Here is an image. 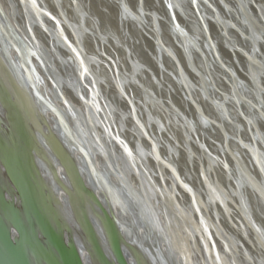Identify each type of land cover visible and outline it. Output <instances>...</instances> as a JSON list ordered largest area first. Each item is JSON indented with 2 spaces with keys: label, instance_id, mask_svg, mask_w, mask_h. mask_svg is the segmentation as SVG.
Listing matches in <instances>:
<instances>
[{
  "label": "water",
  "instance_id": "water-1",
  "mask_svg": "<svg viewBox=\"0 0 264 264\" xmlns=\"http://www.w3.org/2000/svg\"><path fill=\"white\" fill-rule=\"evenodd\" d=\"M46 1L63 22L45 0H7V6L0 0V63L29 98L33 114L25 120L43 155L33 150L37 174L66 222L50 227L32 219L0 152L6 186L0 264H102L74 216L76 183L86 193L103 264H264V0ZM91 1L99 22L92 18L89 28L85 6ZM180 14L192 18L182 24ZM117 30L121 39L110 33ZM82 35L94 54L79 48ZM67 71L70 78L63 76ZM146 100L155 109L146 108ZM9 112L0 95L5 140L16 137ZM161 119L168 122V142ZM99 128L108 147L97 139ZM158 173L175 184L189 214L180 224L191 234L194 260L160 225V212L170 228L180 220L177 204H162L159 212L153 201L162 191ZM133 177L138 189L130 186ZM204 179L218 184L223 196L201 189L200 197ZM9 207L22 211L24 220H11ZM107 223L118 233L116 244Z\"/></svg>",
  "mask_w": 264,
  "mask_h": 264
},
{
  "label": "rangeland",
  "instance_id": "rangeland-1",
  "mask_svg": "<svg viewBox=\"0 0 264 264\" xmlns=\"http://www.w3.org/2000/svg\"><path fill=\"white\" fill-rule=\"evenodd\" d=\"M17 79V78H16ZM15 79L8 73L2 63H0V95L6 102L9 108V121L8 123L13 126L16 137L8 138L5 140L0 137V152L6 157L8 165L11 167L12 174L10 178L13 180L17 187L20 197L23 202L29 207V212L32 214V219L39 222L47 223L51 226L52 222L63 223L66 222L65 217L55 207L54 203L49 199L48 188L43 180L38 177L36 162L33 156V150L42 155L40 148L34 139L33 133L30 130L25 116L33 114V108L30 104L29 98L24 94L22 87H20L19 80ZM11 89L15 94L10 93ZM35 122L34 115L31 116ZM0 124H3V122ZM43 156V155H42ZM45 158V157H44ZM48 161V160H46ZM3 179L0 177V227L4 219V198L2 195ZM76 193L74 201V216L76 221L80 223L85 229L86 234L90 235L92 242L99 253V259L104 263L100 246L94 234L91 232L88 224V214L85 206L86 193L81 186L76 183ZM23 203V204H24ZM10 208V207H9ZM7 212V211H6ZM9 218L13 221L24 220L26 215L14 207L9 209ZM106 221L108 218L103 215ZM109 234L112 237L113 243H118V233L115 227L107 223Z\"/></svg>",
  "mask_w": 264,
  "mask_h": 264
},
{
  "label": "bare ground",
  "instance_id": "bare-ground-1",
  "mask_svg": "<svg viewBox=\"0 0 264 264\" xmlns=\"http://www.w3.org/2000/svg\"><path fill=\"white\" fill-rule=\"evenodd\" d=\"M79 2H81V1H83L84 2V0H78ZM1 2H2V4L4 5H6V2H7V0H1ZM70 2V1H69ZM45 3H46V5L49 7V9L52 11V13H54V14H56V16H58V13L56 12L57 11V9L55 8H53L52 6H51V4L49 3V1H46L45 0ZM85 5V4H84ZM7 6V5H6ZM262 6V5H261ZM68 8H69V3L67 2V1H65L64 2V4H63V9L69 14V16H72V12L69 10L68 11ZM85 8L87 9V13L90 15V17L88 18V20H87V22H86V25L90 28V27H93V24H95L93 21H92V18L97 22V20H98V22H99V14H98V10L93 6V2L91 1L90 2V4L89 3H86V6H85ZM70 9V8H69ZM68 16V17H69ZM87 18V17H86ZM192 17L189 15V14H180V22L182 23V24H185V22L186 21H188L189 19H191ZM57 19H59V21L61 20L62 22H63V19H62V17H60V16H58V18ZM117 33H114V32H112V31H110V33H112L113 34V36H115V37H118L119 39H121V33H120V31L119 30H117L116 31ZM105 34H107V32H105ZM122 34H124V33H122ZM195 34V33H194ZM131 35V37H134V36H137V35H133V34H130ZM196 35V34H195ZM72 36V38H73V40L75 39L74 37H73V35H71ZM83 36V35H82ZM163 36H165V33H163ZM84 37V36H83ZM88 39V37H84L83 38V40H84V43H85V40H87ZM76 41H77V39H75ZM80 44V49H82V50H84L85 52H89L90 54H94L93 52H94V48L92 47V46H90L88 43H87V41H86V43L85 44ZM78 44V43H77ZM46 48V49H45ZM45 48H44V50L45 51H52V48L49 46V45H46L45 46ZM108 49V48H107ZM109 50V49H108ZM128 51H129V49H128ZM109 52L111 53V51L109 50ZM124 55H126V54H124ZM89 58H90V60L89 61H91V58H92V56H88ZM125 57V56H124ZM128 58H130V57H128ZM122 59V60H121ZM119 61H120V63H122L123 65H124V67L126 68L127 67V63H126V61H124V59H123V56L121 55V57H119V59H118ZM151 60L152 61H154V56L151 58ZM107 61V60H106ZM131 61V60H130ZM131 62H133V61H131ZM231 65V64H230ZM101 66V65H100ZM145 66L146 67H151L150 66V64H145ZM199 66H200V64H199ZM90 67V69H91V71H92V73L93 74H96V75H98V73L97 72H99V67H96V66H89ZM201 67V66H200ZM55 68L56 69H58L59 68V65L58 64H55ZM127 70H128V68H126ZM159 73H161V72H159ZM156 74V73H155ZM63 76H64V78H70V72L69 71H67V73H65V74H63ZM163 77H164V75H163ZM104 79V81H105V83L108 85V82L106 81V79L105 78H103ZM133 79V78H132ZM131 79V80H132ZM157 80V76H155L154 77V73L151 75V78H150V82L151 83H155L154 82V80ZM145 81L144 80H142L141 81V83H142V85H144L143 83H144ZM199 84H200V82H196V86L198 87L199 86ZM47 85H48V87L49 86H51L52 84H51V82L50 81H48L47 80ZM109 86V85H108ZM197 87H195V88H197ZM196 96L198 95V93H196L195 94ZM78 100V99H77ZM80 103H81V105H83V103H82V101H80V100H78ZM77 101V102H78ZM75 104H76V102H75ZM149 105H151V107L152 108H154L155 109V103L154 102H151V101H147L146 100V102H145V107L146 108H148V107H150ZM150 107V108H151ZM164 110V109H163ZM167 110L169 111V109L167 108ZM168 111H166V110H164V112L167 114V117H169L170 116V118H173V116H175V115H173L172 113H170V114H168L167 112ZM159 121V120H158ZM158 125H159V127L160 128H162V129H164V130H166L167 131V135H164L165 136V139L164 140H166L167 142L168 141H170L171 139V132L168 130V122H166V121H164V120H160L159 121V123H158ZM103 134H104V137H105V130L103 129V128H99L98 129V141L102 144V145H105L106 147H108V143L110 142H106L104 139H103ZM107 136V135H106ZM102 137V138H101ZM155 137L157 138V142L160 144L161 143V139H160V137H158L156 134H155ZM105 141V142H103V140ZM107 139V138H106ZM105 143V144H104ZM117 147H119V146H117ZM139 148V150H140V152L141 153H144L143 152V149L142 148H140V147H138ZM175 150H177V148H175V147H172L171 148V151L170 152H175ZM120 151V150H119ZM168 157V156H167ZM96 165L98 166V168L99 169H102V163H101V157H99V156H96ZM122 165V161H119L118 162V166L120 167ZM160 171H161V173L162 174H164L163 173V170H162V168H160ZM159 174V177L161 176L162 178H159L160 180H159V186H160V189L162 190L161 191V195H159L160 197H159V200H161V202L158 200V199H156L155 197L153 198V201H154V203H156V207H157V209L159 210V212L160 211H162V204H166L167 203V206H170V207H173V205L176 207V204L178 205V207H179V220H180V222H179V226H172L171 228L170 227H168V224H167V222H166V220H165V217H164V214L163 213H161L160 212V225H161V227H162V229H163V231H165V233L169 236H171V237H173L174 236V238H175V241L177 242V244H178V248H179V244H180V248L182 249V250H184V252L187 254V256H189V258H191V260H194V258H193V245H192V243H191V240H190V235L188 234V233H186V231H185V228H184V226H181V224L182 225H184V224H186V222L189 220V214L184 210H182V208L180 207V205H181V203L179 202V199H178V197H177V195H176V191H175V184H173V183H170V185H168L167 183H166V181H165V175H162V174H160V173H158ZM206 175V174H205ZM187 176H188V178H190L191 180H193L194 178H193V175L188 171V173H187ZM111 178H112V181L114 182V183H116L117 185H119L118 183V179H117V177H115V175H112L111 176ZM205 179H206V177H205ZM205 179H204V181H205ZM208 181V180H207ZM216 183H214V182H211L210 180L206 183V181H205V185L206 186H203V187H201V188H199V191H198V194L200 195V197H201V189H202V191H204V192H206V194H208V193H211L212 194V196H216V198L217 197H221V196H223V191L220 189V188H218V184H216ZM130 186H131V188H133V189H138L139 188V183H138V181H137V179H136V177H133V178H131V184H130ZM204 187L206 188V190L204 189ZM152 196H154L153 194H152ZM209 198V197H208ZM207 202H209V200H206V201H203L202 203L203 204H205V206L207 207ZM224 204V206H225V203H223ZM115 209H118V207L115 205ZM226 210H227V207H226ZM213 218V217H212ZM214 221V222H213ZM212 222H213V225H214V227L216 228V230H217V232H218V234L219 235H223L222 233H221V229L219 228V226H218V224H216V220L213 218V220H212ZM181 223V224H180ZM143 230H141V232H142ZM173 231V232H172ZM143 233V232H142ZM174 234V235H173ZM200 242V244H203V247L205 248V246H206V248L208 249L209 247L207 246V244H206V242H205V244L204 243H202L201 242V240L199 241ZM219 243L222 245L221 246V248H223V242H220L219 241ZM258 244H259V246L261 245V242L258 240V242H257ZM210 255V258H212V255L211 254H209Z\"/></svg>",
  "mask_w": 264,
  "mask_h": 264
},
{
  "label": "snow or ice",
  "instance_id": "snow-or-ice-1",
  "mask_svg": "<svg viewBox=\"0 0 264 264\" xmlns=\"http://www.w3.org/2000/svg\"><path fill=\"white\" fill-rule=\"evenodd\" d=\"M35 2V0H33V3Z\"/></svg>",
  "mask_w": 264,
  "mask_h": 264
}]
</instances>
